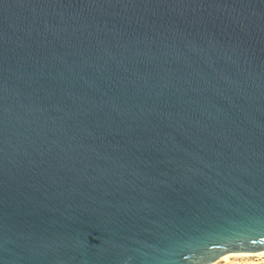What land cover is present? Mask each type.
<instances>
[{"label":"water","instance_id":"1","mask_svg":"<svg viewBox=\"0 0 264 264\" xmlns=\"http://www.w3.org/2000/svg\"><path fill=\"white\" fill-rule=\"evenodd\" d=\"M261 249L264 0H0V264Z\"/></svg>","mask_w":264,"mask_h":264},{"label":"rangeland","instance_id":"2","mask_svg":"<svg viewBox=\"0 0 264 264\" xmlns=\"http://www.w3.org/2000/svg\"><path fill=\"white\" fill-rule=\"evenodd\" d=\"M213 264H264V255L231 256L227 259H219Z\"/></svg>","mask_w":264,"mask_h":264},{"label":"bare ground","instance_id":"3","mask_svg":"<svg viewBox=\"0 0 264 264\" xmlns=\"http://www.w3.org/2000/svg\"><path fill=\"white\" fill-rule=\"evenodd\" d=\"M253 255H264V249L256 250V251H248V250L229 251V252L223 254L219 259H221V258L227 259L231 256H253Z\"/></svg>","mask_w":264,"mask_h":264}]
</instances>
